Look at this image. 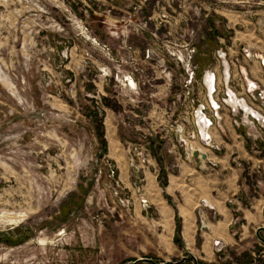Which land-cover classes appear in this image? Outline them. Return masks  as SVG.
<instances>
[{"label":"rangeland","instance_id":"rangeland-1","mask_svg":"<svg viewBox=\"0 0 264 264\" xmlns=\"http://www.w3.org/2000/svg\"><path fill=\"white\" fill-rule=\"evenodd\" d=\"M263 58L264 0H0V264H196L168 175L226 103L264 140Z\"/></svg>","mask_w":264,"mask_h":264},{"label":"crops","instance_id":"crops-1","mask_svg":"<svg viewBox=\"0 0 264 264\" xmlns=\"http://www.w3.org/2000/svg\"><path fill=\"white\" fill-rule=\"evenodd\" d=\"M209 78L215 86V78ZM247 80V94L264 91L256 81ZM235 95L236 103L242 104ZM226 104L229 125L215 120L214 137L211 143L202 141V153L196 150L195 166L180 154L181 168L168 175L165 188L171 198L166 210L172 209L175 219L180 217V239L196 264H241L240 260L259 253L264 243V140L251 138L246 124L238 127L231 122L235 106ZM235 109L249 116L242 106ZM151 174L157 181L156 167Z\"/></svg>","mask_w":264,"mask_h":264},{"label":"bare ground","instance_id":"bare-ground-1","mask_svg":"<svg viewBox=\"0 0 264 264\" xmlns=\"http://www.w3.org/2000/svg\"><path fill=\"white\" fill-rule=\"evenodd\" d=\"M253 87V86H252ZM214 88V87H213ZM234 95V94H233ZM233 95H231V97H232V99H234L235 100V98L236 97H234ZM230 101V100H229ZM233 101V100H232ZM214 102L216 103V104H218V102L214 99ZM246 106V105H245ZM247 109H249L250 110V108L249 107H246ZM250 113H252V114H254L255 115V117H256V119L258 118V117H262V115H261V113H259V112H256V111H249ZM204 119H205V121H206V118L204 117ZM206 123H207V121H206Z\"/></svg>","mask_w":264,"mask_h":264},{"label":"trees","instance_id":"trees-1","mask_svg":"<svg viewBox=\"0 0 264 264\" xmlns=\"http://www.w3.org/2000/svg\"><path fill=\"white\" fill-rule=\"evenodd\" d=\"M176 220H177V227H176V236L179 237L180 239V228H181V225H180V217L177 215L176 217Z\"/></svg>","mask_w":264,"mask_h":264},{"label":"built area","instance_id":"built-area-1","mask_svg":"<svg viewBox=\"0 0 264 264\" xmlns=\"http://www.w3.org/2000/svg\"><path fill=\"white\" fill-rule=\"evenodd\" d=\"M203 110V109H202ZM203 113V112H202ZM263 117V116H262ZM203 120H205V119H203ZM207 121H209L210 122V124H212L213 122L208 118L207 119ZM216 243H218V242H216ZM263 252H264V250H263Z\"/></svg>","mask_w":264,"mask_h":264}]
</instances>
